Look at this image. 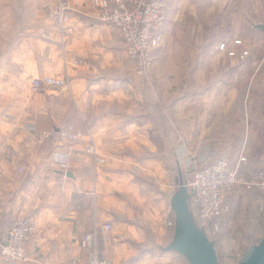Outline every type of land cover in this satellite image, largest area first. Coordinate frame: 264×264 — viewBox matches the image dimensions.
<instances>
[{"label": "crops", "instance_id": "0c3cea01", "mask_svg": "<svg viewBox=\"0 0 264 264\" xmlns=\"http://www.w3.org/2000/svg\"><path fill=\"white\" fill-rule=\"evenodd\" d=\"M40 2L0 0V235L34 221L31 259L0 264L83 260L88 231L114 264H189L166 249L177 180L221 156H243L244 174L264 160V0H169L145 81L126 76L123 40L89 0H70L65 38L34 17ZM43 75L67 85L33 89ZM225 205L212 242L221 264H238L264 238V195L236 186Z\"/></svg>", "mask_w": 264, "mask_h": 264}, {"label": "built area", "instance_id": "2783aa9c", "mask_svg": "<svg viewBox=\"0 0 264 264\" xmlns=\"http://www.w3.org/2000/svg\"><path fill=\"white\" fill-rule=\"evenodd\" d=\"M42 8L58 29L62 38L71 30L69 9L70 0H42ZM89 6L94 16L103 22L115 26L124 43V50L133 64L136 75H143L150 60L152 49L157 48L162 39V27L168 7V0H89ZM240 44V40L234 41ZM224 43L219 45L223 48ZM246 50L239 53L243 58ZM64 77L56 75H43L31 80V87L35 90L45 91L65 87ZM60 136L68 141L82 138L85 133L63 130ZM86 152L94 154L97 162H104L90 143ZM240 156L238 162L232 165L225 156L202 162L190 169L189 176L184 180L189 190V209L196 225L201 228L210 240L220 228L218 219L225 207V199L233 192L236 186L246 189H255L264 193V160L258 167L247 174L241 171ZM173 226V221H168ZM100 231H110L112 225L104 221L99 225ZM34 221L31 217L13 218L6 230L0 235V260L2 262H25L31 259L26 250ZM94 231L84 233L81 244L87 247V255L81 260L74 258L69 264H114L109 258L99 257L93 244Z\"/></svg>", "mask_w": 264, "mask_h": 264}, {"label": "water", "instance_id": "95a60500", "mask_svg": "<svg viewBox=\"0 0 264 264\" xmlns=\"http://www.w3.org/2000/svg\"><path fill=\"white\" fill-rule=\"evenodd\" d=\"M264 29V23L261 24ZM170 198L173 230L167 250L182 255L189 264H221L212 240L199 228L188 207L189 193L183 179H178ZM238 264H264V238L243 253Z\"/></svg>", "mask_w": 264, "mask_h": 264}, {"label": "rangeland", "instance_id": "374dc122", "mask_svg": "<svg viewBox=\"0 0 264 264\" xmlns=\"http://www.w3.org/2000/svg\"><path fill=\"white\" fill-rule=\"evenodd\" d=\"M168 2H169V0H168ZM41 4H42V0H41V2L36 6V8H35V13L36 14H34V17H36V18H39V17H42V18H45V19H48L50 22H51V20H50V18H49V16H48V14H47V11L44 9V8H42V6H41ZM70 8H71V2H70ZM70 18V17H69ZM70 22V21H69ZM52 23V22H51ZM52 25H53V23H52ZM163 40V39H162ZM161 43H162V41H161ZM161 43H160V45H161ZM159 45V46H160ZM158 46V47H159ZM153 50V49H152ZM151 55V54H150ZM127 57V56H126ZM151 57V56H150ZM129 60V62H130V67H132L131 69L132 70H130V68H129V66L127 67L126 66V73H127V75L126 76H128V78L130 77V78H132L133 76H135L136 74H135V72H134V69H133V64H132V62H131V60L130 59H128ZM149 63V62H148ZM145 72H146V69H145ZM128 73H130V74H128ZM132 73V74H131ZM144 76H145V73L143 74V75H136L135 77L137 78L136 79V81L137 80H142V81H145L144 80ZM140 77V78H139ZM141 81V82H142ZM130 83V82H129ZM137 83V82H136ZM140 84V83H139ZM143 83H141L140 84V86H141V88H142V90H146L145 89V87H143V85H142ZM132 90V89H131ZM171 185H173L174 186V181H172L171 182ZM242 187V186H241ZM244 188V187H243ZM245 190H247V191H253V192H258L261 196H263L264 195V193H261V192H259L258 190H255V189H246V188H244ZM234 191V190H233ZM233 193V192H232ZM231 193V194H232ZM230 194V195H231ZM229 195V196H230ZM228 196V197H229ZM227 197V198H228ZM226 198V199H227ZM226 199H225V203H226ZM225 208H226V205H225V207L223 208V211L222 212H224L225 211ZM219 230H220V228H219ZM219 230H218V232H219ZM217 232V233H218ZM228 251H230V247H229V249H228Z\"/></svg>", "mask_w": 264, "mask_h": 264}, {"label": "trees", "instance_id": "16d2710c", "mask_svg": "<svg viewBox=\"0 0 264 264\" xmlns=\"http://www.w3.org/2000/svg\"><path fill=\"white\" fill-rule=\"evenodd\" d=\"M172 236V235H171Z\"/></svg>", "mask_w": 264, "mask_h": 264}]
</instances>
